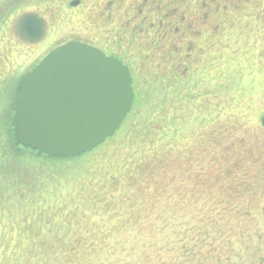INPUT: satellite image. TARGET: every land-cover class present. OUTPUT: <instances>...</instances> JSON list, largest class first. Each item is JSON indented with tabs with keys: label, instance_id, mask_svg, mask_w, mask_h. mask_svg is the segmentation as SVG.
I'll use <instances>...</instances> for the list:
<instances>
[{
	"label": "rangeland",
	"instance_id": "rangeland-1",
	"mask_svg": "<svg viewBox=\"0 0 264 264\" xmlns=\"http://www.w3.org/2000/svg\"><path fill=\"white\" fill-rule=\"evenodd\" d=\"M76 1L0 0V264H264V0H163L197 48L136 39L138 106L54 162L16 142L13 104L49 53L100 36L104 0Z\"/></svg>",
	"mask_w": 264,
	"mask_h": 264
},
{
	"label": "water",
	"instance_id": "water-1",
	"mask_svg": "<svg viewBox=\"0 0 264 264\" xmlns=\"http://www.w3.org/2000/svg\"><path fill=\"white\" fill-rule=\"evenodd\" d=\"M133 82L128 66L95 47L80 42L57 47L21 84L15 106L17 142L58 159L93 151L128 118L135 100Z\"/></svg>",
	"mask_w": 264,
	"mask_h": 264
},
{
	"label": "flooded vegetation",
	"instance_id": "flooded-vegetation-1",
	"mask_svg": "<svg viewBox=\"0 0 264 264\" xmlns=\"http://www.w3.org/2000/svg\"><path fill=\"white\" fill-rule=\"evenodd\" d=\"M78 1L81 3V0H77L76 2ZM93 1L95 2L96 0ZM133 1L134 3L129 4L127 8L124 7L123 0H104L103 3L101 2V11L98 18L100 23L94 24L92 20L89 22L90 26L93 25L102 29L100 32L101 37L97 36V34H94L91 38V41H89V43L92 44V47L99 49L102 53L104 52L107 57L118 58L125 66H128L131 72V68L136 60V57L134 54L132 55L130 53L134 47V43H136V39L142 40L141 46L143 45L142 43L145 44L149 42V48L151 47L154 52H157L162 47H167L165 48L169 50L167 51V54H165L166 52H164V48L161 52L163 54H156L158 57L164 56V59L166 55H168V52H170L171 46L168 45V42H170L169 40L171 37L173 39L179 40L178 43H175L177 46L176 49L179 47L197 48L198 43L194 40V36L192 38L189 36L191 29H181L180 32V21H168L171 16L175 18L178 15L177 9H174L173 7L170 8L169 6L166 12L165 8L163 7V0H154L156 6H152L154 3L151 0ZM213 3H218V0H213ZM211 5L213 4L205 3L204 7L210 8ZM124 9H127V11H132V15L129 14V12L126 13L129 17L124 22V26H122V24L119 22V12H124ZM210 9L213 10L212 8ZM90 13H92V9L89 7L85 12V14H88V19L92 17V14ZM154 17L160 23L157 28L155 27L157 23L152 21L155 19ZM132 25L135 27L131 31L132 33L129 34L128 29L132 27ZM151 26H153V28H151ZM161 32H163L162 35L160 34ZM176 33H178V35H176ZM127 40L129 41V44H126ZM127 57L130 59L135 57L134 62L130 61V59Z\"/></svg>",
	"mask_w": 264,
	"mask_h": 264
},
{
	"label": "trees",
	"instance_id": "trees-1",
	"mask_svg": "<svg viewBox=\"0 0 264 264\" xmlns=\"http://www.w3.org/2000/svg\"><path fill=\"white\" fill-rule=\"evenodd\" d=\"M27 23H26V30L29 32V34H30V36H31V39H34V38H36V39H34V40H38V38H40L43 34H44V31H45V24H44V21L42 20V19H40L39 17H33V18H29V19H27V21H26ZM34 40H32V41H34ZM172 54V53H171ZM170 54V55H171ZM153 57H154V55H153ZM159 61V60H158ZM158 61H156V62H158ZM160 65V64H159ZM158 65V66H159ZM132 69V68H131ZM160 69V68H159ZM131 74H132V79L134 80V69H132V72H131ZM222 81V80H221ZM22 83H20V88H21V85ZM19 88V89H20ZM19 89L17 90V94H16V97H15V99H14V104H13V108H14V111H15V113H16V108H15V103H16V100H17V95H18V92H19ZM133 89H134V91H135V100H134V106L133 107H137L138 106V91H137V86H135V80H134V82H133ZM172 100V99H171ZM12 102V101H11ZM11 102H10V100L7 102V103H5V104H11ZM134 110V108L132 109V111ZM131 113V112H130ZM15 137H16V135H15ZM16 142H17V140H16ZM18 144L19 145H21L19 142H18ZM22 146V145H21ZM29 149V148H28ZM31 150V149H30ZM35 152V151H34ZM37 153H40L41 155H43L44 157H42V158H44V159H49V160H51V161H54V162H58V161H60V162H68V161H73V159H77V158H79V157H73V158H69V159H65V158H62V159H58V158H55V157H53L52 155H46V154H44V153H42V152H37ZM85 155V154H84ZM84 155H81V156H84Z\"/></svg>",
	"mask_w": 264,
	"mask_h": 264
}]
</instances>
